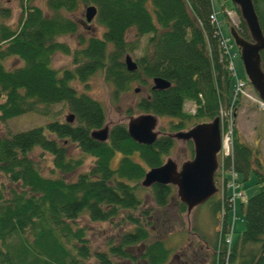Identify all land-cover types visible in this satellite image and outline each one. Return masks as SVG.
<instances>
[{
  "label": "trees",
  "instance_id": "16d2710c",
  "mask_svg": "<svg viewBox=\"0 0 264 264\" xmlns=\"http://www.w3.org/2000/svg\"><path fill=\"white\" fill-rule=\"evenodd\" d=\"M15 1L20 15L13 28L4 21L10 13L0 0V124L26 114L45 116L54 105L66 107L73 121L52 119L43 127L0 136V178L7 183L0 181V264H115L119 259L167 264L172 250L164 232L154 230V209L144 208L139 183L147 170L163 163L173 139L161 135L150 146L136 144L127 136L125 124H115L105 143L92 140L90 131L105 124L104 108L72 84L86 88V81L99 75L112 88L113 102L131 84L141 85L146 95L137 100L136 113L168 119L170 134L218 118L221 110L234 118L238 100L231 102L230 56L220 46L218 28L210 23V0H44L45 11L34 0ZM251 1L264 38V0ZM88 5L96 8L93 20L101 34L77 36L76 45H68L62 39L76 36L78 30L77 21L69 16ZM233 11L237 13L234 7ZM235 29L249 41L240 19ZM129 31L132 40H127ZM138 49L136 70L127 72L123 57ZM55 54L69 57L70 67L54 69ZM9 59L20 65L7 67ZM261 65L264 69L263 57ZM154 78L169 87L152 89L147 82ZM185 103L193 106L194 114L184 112ZM126 114L132 116L130 110ZM65 141L93 158L92 166L70 181L51 172L43 175L40 162L31 157L35 150L40 160L50 157L51 171L68 175L82 165V159L67 157ZM186 145L192 152L191 143ZM115 154L119 159L113 168ZM219 170L231 171L243 181L252 174L257 191L239 204L244 228L232 233L229 248L224 240L230 232L232 204L225 186L221 197L207 201L215 222L216 214H223L211 247L203 236L198 239L204 250H210V264H264V163L241 140L234 124L231 155ZM148 189L157 209L168 205L174 191L169 185ZM177 203V212L184 213L185 206ZM83 217L87 223H108L120 230L105 239L104 249L94 250L88 225L80 223Z\"/></svg>",
  "mask_w": 264,
  "mask_h": 264
},
{
  "label": "rangeland",
  "instance_id": "374dc122",
  "mask_svg": "<svg viewBox=\"0 0 264 264\" xmlns=\"http://www.w3.org/2000/svg\"><path fill=\"white\" fill-rule=\"evenodd\" d=\"M34 5L38 6L42 10H46L44 0H34L32 2ZM213 12L215 14V19L219 27V33L221 37L228 44L229 52L231 55V67L233 71V77L231 81V87L235 85L236 80H241L245 82L246 76L243 70L242 63L239 58L238 50L234 46L230 38V25L236 26L239 22L238 15L233 10V5L229 0H211ZM3 8L7 9L10 13V17L3 19L10 27H15L20 15V9L18 3L15 0H2ZM89 6H82L72 15L69 16L73 18L78 23V30L76 36H68L62 39L63 42L68 45L75 46L77 36L86 39L89 36H98L101 34V28H99L94 20L86 25L84 23V12ZM133 32L129 31L127 33V40H132ZM145 42V38L140 40V48ZM141 55V50H137L130 54L132 60ZM70 59L67 56L61 54H55L51 59V66L56 70H62L69 68ZM5 65L7 67H17L20 65L15 59H9L6 61ZM86 88L83 84L78 82H73V86L78 92H84L92 99L98 101L104 108L105 111V125L110 128L115 124H126L129 117H135L138 115L135 111V104L140 97L146 95V89L139 84H131L130 90L127 93L121 94L116 102L111 101L110 94L112 88L106 86L99 75H94L86 81ZM147 85H151V81L147 82ZM243 90L245 95L247 94L250 98L241 96L238 98V107L234 117V128L240 136L241 140L245 142L247 146L252 148L257 152V157L261 163H264V109H260L252 101L256 95L254 94L252 88L249 84H244ZM231 98V97H230ZM232 102V100H231ZM127 110H130L132 116L126 114ZM69 114L66 107L62 105H54L50 107V111L47 115L39 114H26L16 118L9 119L5 122V125L0 124V136L3 135L5 131L7 133L13 134L21 131L28 130L32 127L41 126L52 119H58L63 121L64 118ZM169 120L166 118H158L157 126L155 131L160 135L170 134L168 130ZM48 137L52 138V134L44 132ZM64 146L66 147V155L68 158L82 159V165L74 171L72 174H62L57 171H51L52 166L50 163V157L44 155V159L40 160L38 156V151L35 150L31 157L35 161H39L40 172L48 176L51 172L53 177H61L65 180H73L79 173L86 172L93 163V158L82 154L74 144L66 142ZM191 150L187 147L186 143L180 140H174V145L169 151L168 155L164 158L171 159L177 165V169L180 165L190 160ZM136 159L137 156H135ZM119 159V154H115L111 162V167H115L117 160ZM163 160V161H164ZM4 184H7L4 178H0ZM236 181L238 183V188L234 191V206L233 211L228 213L229 222L232 228V232L237 233L243 230L244 225L242 222V217L239 211V204L245 202L246 199L253 196L256 193L255 178L250 174L246 180H242L241 177L237 176ZM140 196L143 199L144 208L154 209L153 219L156 221L154 223V230L157 232H164L163 239L165 240L166 246L172 250L169 262L167 264H210L211 256L209 248L204 250V244L199 241V237L203 236L206 239L207 246L211 247V242L213 241L216 232V222L212 214L208 209V203L205 202L192 210L189 215L186 212L179 214L177 212L178 199L175 194V189L173 191L172 198L168 205L162 209L155 208L149 189H144L140 192ZM80 223L88 225L89 228V240L91 246L94 250L104 249L105 239L107 237L113 236L120 229L113 230L108 223H87L86 218H81ZM191 230V233L188 232ZM162 235V236H163ZM201 249V250H199ZM140 250L138 248L134 249L133 254L137 255ZM184 252L185 255H182ZM115 264H130L127 261L117 260ZM134 264H142L140 261Z\"/></svg>",
  "mask_w": 264,
  "mask_h": 264
},
{
  "label": "water",
  "instance_id": "95a60500",
  "mask_svg": "<svg viewBox=\"0 0 264 264\" xmlns=\"http://www.w3.org/2000/svg\"><path fill=\"white\" fill-rule=\"evenodd\" d=\"M238 10L239 17L244 23L249 41L240 38L233 28L230 37L239 51V58L245 76L257 97L264 102V71L261 69V57L264 58V38L258 26L257 17L251 0H229ZM96 15L94 6H89L84 12V22L90 23ZM123 63L127 72L136 70L135 62L129 55H125ZM169 83L154 78L152 89L163 90ZM157 117L152 114H139L129 117L125 127L127 136L136 144L150 146L158 137L155 131ZM73 115L68 114L65 122L71 124ZM109 128L103 125L99 129L90 131L89 137L99 143L108 139ZM173 140L192 144V159L177 165L171 159H166L159 167L147 170L140 181V187L148 189L153 185L172 186L178 201L185 206L186 215L217 193L213 176L217 168L216 154L220 149L219 120L213 119L208 123L197 124L186 132L168 135Z\"/></svg>",
  "mask_w": 264,
  "mask_h": 264
},
{
  "label": "built area",
  "instance_id": "2783aa9c",
  "mask_svg": "<svg viewBox=\"0 0 264 264\" xmlns=\"http://www.w3.org/2000/svg\"><path fill=\"white\" fill-rule=\"evenodd\" d=\"M210 19L213 21V17H210ZM236 91L239 93H242V84L238 83L236 85ZM229 151V137H225V140L223 142V155L226 156L228 154ZM232 180L234 178V175L231 174ZM229 187H233V182L231 181V183L228 185ZM225 243L228 244L229 243V239L225 240Z\"/></svg>",
  "mask_w": 264,
  "mask_h": 264
}]
</instances>
